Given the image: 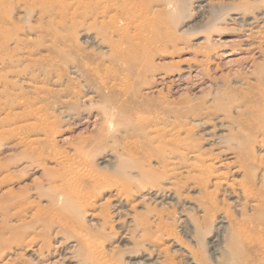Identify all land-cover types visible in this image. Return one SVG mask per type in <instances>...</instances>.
I'll list each match as a JSON object with an SVG mask.
<instances>
[{
  "label": "rangeland",
  "instance_id": "obj_1",
  "mask_svg": "<svg viewBox=\"0 0 264 264\" xmlns=\"http://www.w3.org/2000/svg\"><path fill=\"white\" fill-rule=\"evenodd\" d=\"M55 156L92 157L107 177L56 216ZM244 189L249 200L236 198ZM255 224L264 230V0H0V264H69L80 232L121 264L150 250L186 264L178 244L199 264H264V239L232 238ZM32 243L58 251L36 260Z\"/></svg>",
  "mask_w": 264,
  "mask_h": 264
},
{
  "label": "bare ground",
  "instance_id": "obj_2",
  "mask_svg": "<svg viewBox=\"0 0 264 264\" xmlns=\"http://www.w3.org/2000/svg\"><path fill=\"white\" fill-rule=\"evenodd\" d=\"M236 18L239 19L240 21L245 20V17L243 15L242 16L239 15ZM252 23H253L252 21H247V24H249V25H251ZM112 25H114V24H112ZM131 27H132L131 23H125V24H122V26H120V28L116 27V29L119 30L121 33L126 34L127 30L131 29ZM249 30H251V29H249ZM251 38L252 37H250V39ZM249 46H250V44L248 45V47ZM108 120L109 119H107V121ZM109 124H110V122H109ZM214 153H215V151H214ZM211 155L214 157H217L216 154H211ZM230 157L235 158L234 155H232ZM63 158L61 159L57 156L52 157V160L55 161L56 165L58 166L59 170L61 171L60 174H62V177H61L60 182H61L62 187H63L59 197L58 198L56 197L53 201V212L52 213H54L55 216H56L57 212H61L60 214H62L63 212H66L65 205H70V204H75V203L81 204V205L83 203L89 204L90 201L92 200V198L94 197L92 192H94L96 190H100L101 187L103 186V184H105V182L107 180V177L103 173L96 170V168L93 166L94 159L92 157H89V159L87 160L88 162H86V163L84 162L81 166L78 164L72 163V161H71V163L63 161ZM173 160H175V159H173ZM171 165L172 166H170V167L178 168V166H180V162L178 163L177 160L172 161ZM202 167H203V165H199L196 167V169L197 168L200 169ZM180 171L182 174L185 173L189 176L191 170L186 168V166H181ZM209 172L213 174L212 170H209ZM221 174H222V172H221ZM182 177H185V176H182ZM203 179H207V176L203 177ZM130 193H131V191L126 185L122 186V187H118L115 194H114L116 196V198H115L116 202H117L116 205L120 206V204H122L123 202L128 200ZM241 193L242 194H239L240 196L237 195L238 197H236V198L240 199V197L243 196L246 200L247 199L249 200L252 197L250 195L251 193L248 191V189H244ZM169 194L170 193H168L167 195L169 196ZM255 198L257 200L252 205L259 206L260 199L258 196H256ZM238 199H236V200H238ZM57 200H60L59 204L62 205L61 209L58 208ZM36 209L38 210V208H36ZM73 218L74 217L70 215L69 221H71V220L75 221V219H73ZM219 222H222L224 224L227 223V221L225 219H223V217L221 220H219ZM67 223H68V220H67ZM67 223H63V224H61V226L62 227L63 226H65V227L69 226V225H66ZM259 226H260L259 224H255L252 227V229H246V230H244L241 227L233 230V227H232V230H233L232 238H234V240L237 241V242H234L236 244V246L242 247V245L239 243V241L243 240L244 245H253L254 247H259L260 245L257 243V241H261L264 239V230H262ZM220 227H221V225H220ZM165 229H166V227H165ZM165 229H164V231H168ZM156 239H158V238L156 237ZM73 241H75L76 244L78 245L77 252L76 253H69L68 255L64 254L65 256H63V258L65 257L66 260H67V258L71 259L69 264H121L118 260L112 258L110 256V254L104 249V247H103L104 241H101L100 238L98 239V237H96L94 235H91V234L85 233V232H80V233H77V235L75 236V240H73ZM59 242H61V241H59ZM156 242H157V244L160 243L158 241H156ZM177 246H179L178 249L180 250V252H181V250L184 251V256L182 254L181 255L183 256V258L186 257V260H187L186 264H199L198 259L193 255L192 251L190 250V246L187 247L186 244H182V245L178 244ZM46 247H47L46 243H43L40 246H38V248H33V243H32L29 246V250H32L31 253L34 256H36L35 257L36 260L37 259L41 260L46 256V254L50 255L52 252L55 253L58 251L57 249H55V251H51L50 250L51 245L48 246L49 247L48 249H45ZM57 247H59V245ZM57 247H55V248H57ZM74 247H76V245ZM164 249L166 250V248H164ZM9 250L11 251V248ZM160 250L161 249H159V251ZM67 252H68V250H67ZM212 254H214V253L212 252ZM143 255H144V258H143V260H141V262H139V264H173L174 263V261L169 260L166 257V255H165V257L162 256V254L155 255V253L151 250H150V253L145 251L143 253ZM214 257H216V256H214ZM63 258H61L62 259L61 261L65 260ZM13 261H17V260L12 259V258H8L5 261H3L2 264H14ZM53 264H54V262H53ZM55 264H57V263H55Z\"/></svg>",
  "mask_w": 264,
  "mask_h": 264
}]
</instances>
